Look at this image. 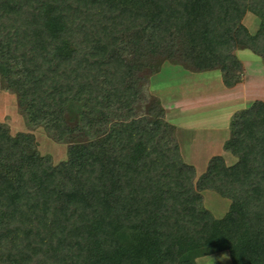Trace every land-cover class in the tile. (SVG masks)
Returning a JSON list of instances; mask_svg holds the SVG:
<instances>
[{"label":"trees","instance_id":"obj_1","mask_svg":"<svg viewBox=\"0 0 264 264\" xmlns=\"http://www.w3.org/2000/svg\"><path fill=\"white\" fill-rule=\"evenodd\" d=\"M178 39L232 87L237 49L264 61V0H0V89L30 127L68 144L54 163L0 122V264H197L222 250L264 264V100L231 116L223 148L236 162L214 155L195 181L140 74ZM204 190L230 199L222 217Z\"/></svg>","mask_w":264,"mask_h":264},{"label":"rangeland","instance_id":"obj_2","mask_svg":"<svg viewBox=\"0 0 264 264\" xmlns=\"http://www.w3.org/2000/svg\"><path fill=\"white\" fill-rule=\"evenodd\" d=\"M242 21L251 33H255L259 28L260 19L252 12H247ZM182 49L183 42L178 39L174 55L169 56L172 58L171 62L163 63L159 71L152 76L150 74H152L155 68L152 70V68L143 67L140 74L147 76L144 85L145 92L158 97L164 107L170 105L168 106L169 113H172L173 109L175 110L177 106L176 102L173 103L172 101H175V99L182 97L186 93V95L192 98L189 103H182V107L179 109V111L181 110V115H185V117L194 121L202 120V123L204 120L211 121V125L216 123L215 125L217 126L221 125L220 128L224 127L222 125L227 122L228 125L231 117L225 122V113L232 104L227 102L229 101L226 100L227 96H222V93H219L223 86L221 71L218 69L190 71L184 64L176 63L182 61L181 56H183L187 64H192L191 59L182 54ZM237 55L243 61L244 66L242 81H246L247 78L249 80L247 92L251 95L257 93L258 97H264V61L262 57L248 48L238 49ZM163 56L166 57L167 55H155L147 58V62L153 60V62H149L147 65L152 64L155 66L161 61ZM237 103L241 108H245L249 104L241 106L242 102L240 100H237ZM183 104L185 105L183 106ZM166 119L170 122L171 114L168 115L166 113ZM0 122L6 123L12 134L18 132L32 133L35 136L40 153L50 155L54 163L67 158L68 144L55 141L43 127H30L19 110L17 95L5 89H0ZM206 132L207 134L209 132L214 133L212 130H206L202 131L199 136H195L197 138V146L195 144L193 147L195 150L191 152V157L197 158L194 161V167L196 168L195 181L207 168L208 159L217 153L216 146L207 145ZM218 133H220L225 141L229 136V125L222 128ZM174 135L179 143L176 128ZM186 149L184 150L185 154L187 152ZM186 155L184 156L185 161L190 162L191 160ZM230 156L232 159H237L232 154ZM202 194L205 207L210 209L216 217L220 218L227 212L230 199L219 195L213 190H204ZM197 264H232V262L229 251L222 250L197 258Z\"/></svg>","mask_w":264,"mask_h":264},{"label":"crops","instance_id":"obj_3","mask_svg":"<svg viewBox=\"0 0 264 264\" xmlns=\"http://www.w3.org/2000/svg\"><path fill=\"white\" fill-rule=\"evenodd\" d=\"M237 51H238V49L236 50V54H237ZM170 57L169 56H166V57L163 56L161 58V61L158 62V64L155 65L157 67L153 66L152 64H151L152 66L150 64L147 65L149 62H153V60L152 61H148V62L146 61L145 67L146 68H152V70H154V68H155V70L152 72V74H150L152 76L156 72L159 71L160 66L163 63L171 62L172 58H170ZM181 57H182V61H179V62L175 61V62L176 63H180V64L181 63L184 64L187 68H189L190 71H203V70H207L208 71V70H212V69H218V70L221 71L220 68H209V69H203V70L196 69L193 64H191V63L187 64V62H186L185 58H183V56H181ZM222 83H223L222 84L223 86L221 87L219 93H222V96L223 95L227 96L226 100H229L227 102H230L232 104L231 107L228 109V111L225 113V117H226V121L225 122H227V120L231 117V115H233V113L235 111H237V110H239L241 108L239 105H237L238 104L237 100H240L242 102L241 106H243V105L245 106V104H248V103H249L248 104V106H249L256 99L264 100V97H262V96H261L262 98L258 97L257 93L251 95V94H249L247 92L248 91L247 88H248V85H249L248 78H247L246 81H241V82L237 83L236 85H234L232 87H227L224 84L223 77H222ZM191 98L192 97H190V96L186 95V93H184L182 95V97H179V98L175 99V101L173 100L172 102L173 103L176 102L175 104L177 106L175 107V110L173 109L172 113H169V107L168 106H170V105L165 106L166 113L168 115L171 114L170 123H172L175 126V128H176V132H177V135L179 137V145H180V150H181V154L183 156V159H184V156L187 154L186 157H188L189 160H191L190 162H188V161H185L186 159H184V161L189 163V164L194 165V161H196L197 158L191 157V152L195 150L193 148L195 146V144L197 146V138L195 136H199L202 131L212 130V132H214L213 134L210 133V132L207 134V132H206L207 135H205V136H206V138L208 140L207 145L216 146L217 147V153L213 154V156L214 155H222L225 158V160L227 161V164L235 163L237 159H235V158L232 159V157L230 156L231 154H229L230 152L224 150V148H223L224 138H222L220 133H218L219 131L222 130V128L227 127L230 124V121H229L228 125H227V123H228L227 122V123L222 125L224 127L220 128L221 125L217 126V125H215L216 123L211 125L210 124L211 121L204 120L203 123H202V120L194 121V120L188 119L187 117H185V115L184 116L181 115V110L179 111V109H181L182 103H189ZM245 102H247V103H245ZM184 105L185 104H183V106ZM200 121H201V123H200ZM207 136H209V137H207ZM229 136H230V128H229ZM229 136L225 139V141L229 138ZM185 148H187L186 149L187 150L186 154L184 152ZM208 161H209V159H208Z\"/></svg>","mask_w":264,"mask_h":264}]
</instances>
